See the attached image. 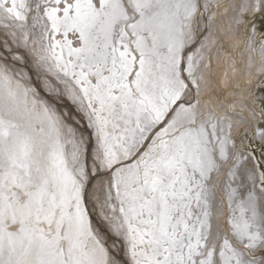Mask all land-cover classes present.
Masks as SVG:
<instances>
[{"label":"snow or ice","instance_id":"1","mask_svg":"<svg viewBox=\"0 0 264 264\" xmlns=\"http://www.w3.org/2000/svg\"><path fill=\"white\" fill-rule=\"evenodd\" d=\"M0 37V264H264V0H0Z\"/></svg>","mask_w":264,"mask_h":264},{"label":"rangeland","instance_id":"2","mask_svg":"<svg viewBox=\"0 0 264 264\" xmlns=\"http://www.w3.org/2000/svg\"><path fill=\"white\" fill-rule=\"evenodd\" d=\"M221 11H223V9H221ZM0 38H2V37H0ZM13 46H15V45H13ZM19 52L21 53V54H25L26 53V50L23 48V47H21L20 49H19ZM215 71V70H214ZM215 80H216V83L220 86V80H223V71H222V69L221 68H219V69H216V71H215ZM23 82V81H22ZM254 83H256V81H255V79L253 80V84ZM237 84L239 85V86H241V87H244V86H246V84L248 85V86H246V88H245V95L247 94V89L248 88H250L251 87V85H249L248 83H247V78L242 74L241 75V77H240V79H239V81H237ZM248 87V88H247ZM233 89V90H232ZM229 91H235L237 94H241V89L240 88H231V89H229ZM215 94H216V96H217V99H221L222 98V100L223 99H231V95H229V94H224L223 96H224V98H223V96H222V93H220V92H218V91H216L215 92ZM239 96H237V97H234V98H238ZM246 143H247V141H246ZM254 148H255V154H256V156H260V146H259V144H254ZM97 219H98V217H97Z\"/></svg>","mask_w":264,"mask_h":264},{"label":"bare ground","instance_id":"3","mask_svg":"<svg viewBox=\"0 0 264 264\" xmlns=\"http://www.w3.org/2000/svg\"><path fill=\"white\" fill-rule=\"evenodd\" d=\"M13 47H15V46H13ZM221 69H222V71H224V68L223 67H221ZM215 71H216V69H215ZM241 77V76H240ZM240 77L238 78V79H232V80H230L227 84H225V83H223V80H220V86L216 83V91H218V92H220V93H222V96L224 95V94H230V93H232L233 95H231V99H223L222 100V98L220 99V100H222L225 104H229V103H231L232 101H233V99H234V97H237V96H240V94H237L235 91H229V89H231V88H240L241 89V93H243L244 95H245V88H246V86H248L247 84H246V86H244V87H241V86H239L238 84H237V81H239V79H240ZM23 83V82H22ZM248 88V87H247ZM233 90V89H232ZM247 95V94H246ZM215 96H216V94H215ZM216 98H217V96H216ZM223 98H224V96H223ZM258 157V156H257Z\"/></svg>","mask_w":264,"mask_h":264}]
</instances>
